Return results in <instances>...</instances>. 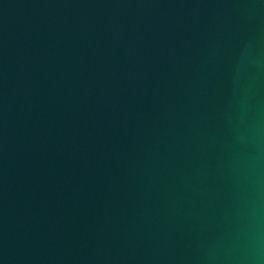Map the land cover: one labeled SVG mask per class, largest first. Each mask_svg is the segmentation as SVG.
<instances>
[{"label":"water","instance_id":"obj_1","mask_svg":"<svg viewBox=\"0 0 264 264\" xmlns=\"http://www.w3.org/2000/svg\"><path fill=\"white\" fill-rule=\"evenodd\" d=\"M0 264H264V0H0Z\"/></svg>","mask_w":264,"mask_h":264}]
</instances>
